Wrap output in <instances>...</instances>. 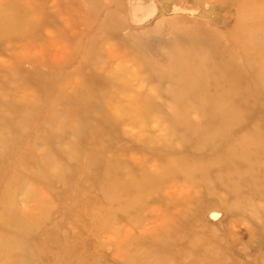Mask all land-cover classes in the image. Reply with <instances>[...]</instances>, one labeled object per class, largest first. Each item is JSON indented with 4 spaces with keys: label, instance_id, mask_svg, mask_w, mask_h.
Segmentation results:
<instances>
[{
    "label": "rangeland",
    "instance_id": "rangeland-1",
    "mask_svg": "<svg viewBox=\"0 0 264 264\" xmlns=\"http://www.w3.org/2000/svg\"><path fill=\"white\" fill-rule=\"evenodd\" d=\"M2 201L0 264H264V0H0Z\"/></svg>",
    "mask_w": 264,
    "mask_h": 264
},
{
    "label": "bare ground",
    "instance_id": "bare-ground-1",
    "mask_svg": "<svg viewBox=\"0 0 264 264\" xmlns=\"http://www.w3.org/2000/svg\"><path fill=\"white\" fill-rule=\"evenodd\" d=\"M0 204H3V212L5 213V220L3 218H0L1 225L4 229L7 230V232L11 235V239L16 244H21L23 249L18 253V256L23 255L22 257H29L31 256L30 253L26 250L28 246L26 245L27 242V233H25V230L23 228V222L26 220L22 218V216L27 215L25 212H19L16 207L13 204H10L8 202H0ZM29 215V214H28ZM9 225H12L9 227ZM8 228V229H7ZM13 237V238H12Z\"/></svg>",
    "mask_w": 264,
    "mask_h": 264
}]
</instances>
